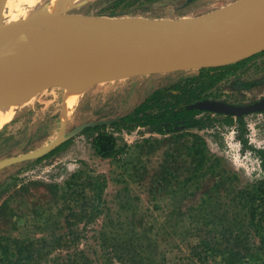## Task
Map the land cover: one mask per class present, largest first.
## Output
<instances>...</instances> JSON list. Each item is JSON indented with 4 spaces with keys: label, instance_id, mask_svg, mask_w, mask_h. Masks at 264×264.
<instances>
[{
    "label": "rangeland",
    "instance_id": "1",
    "mask_svg": "<svg viewBox=\"0 0 264 264\" xmlns=\"http://www.w3.org/2000/svg\"><path fill=\"white\" fill-rule=\"evenodd\" d=\"M95 1L83 0L66 15L98 17L97 11L112 10L110 3L113 0H101L96 6ZM239 1L188 0L179 16L171 15L174 13L169 9H161L163 6L157 5L153 17L144 18L174 21L214 17L226 13ZM25 8L30 10V4ZM194 71H184L183 75ZM181 75L176 72L136 77L82 89L79 103L68 117L62 112L69 90L62 87L47 89L37 94L34 104L20 108L12 123L1 130L0 162L43 150L59 138L63 123L66 124L65 133H69L82 124L110 121L115 116L128 114L153 89L175 82ZM251 83L255 85L249 86ZM216 91L222 99L236 105H247L264 98V53L227 75ZM201 116L205 127L191 132L206 143L205 151L210 158L206 168L210 167V174H204L198 181L196 178L189 180L184 193H179L180 186L175 179L179 174L167 176L163 173L167 153L179 146L171 135L153 133L144 127L132 130L109 127L106 131L118 138L119 148L115 156L105 159L96 153L93 146L99 131H84L50 154L0 169V235L23 240H51V231L55 229L56 234H60L54 225L50 229H40V226L47 225L43 224V217L35 216V211L41 212L50 198L47 186L65 187L73 175L92 171L93 175L102 174L108 178L106 200L110 208L109 213L84 232L80 245L95 264H106L97 240L99 232L105 224L118 230L115 226L118 222H123L129 230L135 225L147 233L151 238L148 243H152V250L159 257L167 255L173 263L181 262L180 257L189 250L190 244L196 245L201 239L194 234L202 227L197 219L205 215L204 211H199L205 205L204 200L213 204L210 210L214 208V215H221L231 200L238 199L239 192L264 185L260 157L251 149L244 148L240 140L243 130L238 118L230 121L225 115L214 113ZM244 122L250 144L264 150V112L246 115ZM182 142L191 146L193 138L188 135ZM164 177L167 182L162 181ZM215 186H219L218 189ZM180 207L189 211L180 214ZM191 209L197 211L190 212ZM53 213L57 210L48 212L49 215ZM63 219L57 218L60 222ZM202 228L204 230L205 226ZM58 252L61 250L55 251L54 257Z\"/></svg>",
    "mask_w": 264,
    "mask_h": 264
},
{
    "label": "trees",
    "instance_id": "2",
    "mask_svg": "<svg viewBox=\"0 0 264 264\" xmlns=\"http://www.w3.org/2000/svg\"><path fill=\"white\" fill-rule=\"evenodd\" d=\"M100 2L101 0H96L95 6ZM187 3L188 0H113L110 3L112 10L97 11L96 16L107 14L120 18L153 17L158 9L157 5H162L161 9H169L174 13L171 15L179 16V11L185 8ZM120 5L125 8L119 9ZM252 59L254 57L221 68L192 70L194 72L187 75H183L184 71L180 72L181 78L164 87L153 89L143 98L142 103L128 114L111 118L110 125H99L85 132L99 131L93 140V146L96 153L105 159L115 156L119 148L118 138L106 131L109 127L127 130L144 127L153 133L171 135L179 146L175 151L167 153L163 173L167 176L179 174L175 179L180 186L179 193H184L189 180L196 178L198 181L204 174H210V167L206 168L210 162L205 151L206 143L200 136L191 132L205 127L201 115L209 112L195 109L194 104L204 98L228 102L218 95V85L227 75ZM105 117L108 115L105 114ZM226 117L230 121L234 120L232 116ZM237 120L243 130L240 140L244 148L259 155L264 170V150L254 148L250 144L246 137L244 117ZM188 135L193 138L191 146L182 142ZM91 172L81 171L73 175L65 187L55 184L47 186L50 198L45 207L41 208V212L35 211V216L43 217V224L47 225L40 226V229H50L54 225L60 234H56L54 229V232L51 231V240H23L0 235V264H95L80 245L85 237L84 232L109 213L110 208L106 200L108 178L102 174L93 175ZM162 181L167 182L168 179L164 177ZM218 187L215 186L216 189ZM239 193L238 199L231 200L226 208L222 209L221 215H214V208L210 210L213 204L204 200L205 205H202L199 211H204L205 215L197 221L202 227L205 226V229L201 227L198 231L195 230L194 234L201 239L196 245L190 244L189 250L180 257L181 262L178 263H173L167 255L159 257L155 254L152 243H148L151 238L135 225L129 230L123 222H118L115 225L119 228L117 230L114 226L105 224L97 237L105 263L264 264V185ZM55 209L57 213L48 214L50 210ZM179 210L180 214L189 211H183L181 207ZM232 210L233 213L230 214ZM195 211L197 210H190ZM58 217H63V222L58 221ZM255 238H258V241ZM257 244L261 246L258 247ZM57 250L61 252L54 257Z\"/></svg>",
    "mask_w": 264,
    "mask_h": 264
},
{
    "label": "water",
    "instance_id": "3",
    "mask_svg": "<svg viewBox=\"0 0 264 264\" xmlns=\"http://www.w3.org/2000/svg\"><path fill=\"white\" fill-rule=\"evenodd\" d=\"M192 1L195 0H189ZM252 2L241 0L230 7L229 12L214 17L167 21L173 25L168 30L153 26L146 30L124 28L100 48L76 54L64 52L39 57L18 58L9 51L15 36L26 31L25 21H17L7 41L0 43V102L17 92L34 91L39 94L54 87L84 90L107 82L221 68L251 59L264 53V9L251 14H244L243 11ZM1 8L2 0L0 19ZM41 15L51 19L80 20L79 16L44 12L30 18L28 23L34 25ZM125 19L115 20L121 22ZM91 25L96 23L91 22ZM193 107L203 112L241 118L263 113L264 98L247 105L204 98ZM111 123V120L86 123L69 133H65L66 124L63 123L60 136L55 142L35 154L1 161L0 169L43 157L85 130Z\"/></svg>",
    "mask_w": 264,
    "mask_h": 264
},
{
    "label": "bare ground",
    "instance_id": "4",
    "mask_svg": "<svg viewBox=\"0 0 264 264\" xmlns=\"http://www.w3.org/2000/svg\"><path fill=\"white\" fill-rule=\"evenodd\" d=\"M83 0H2L0 19V43L4 44L16 26V22L25 21L26 31L18 33L9 47V51L18 58L39 57L52 53H79L97 49L116 37L124 28L132 27L146 30L150 26L161 30L173 28L167 21H153L144 17H126L117 22L114 18L79 17L80 20H59L39 16L34 25L28 20L42 13H64ZM89 1V0H87ZM23 4V8H22ZM30 4L31 9L25 6ZM264 9V0H253L252 4L243 8L244 14L258 13ZM228 12L230 9L227 10ZM91 22L96 25H91ZM37 94L17 92L0 102V131L16 116L20 108L35 103ZM81 89H69L65 98L64 116L71 115L79 103Z\"/></svg>",
    "mask_w": 264,
    "mask_h": 264
},
{
    "label": "crops",
    "instance_id": "5",
    "mask_svg": "<svg viewBox=\"0 0 264 264\" xmlns=\"http://www.w3.org/2000/svg\"><path fill=\"white\" fill-rule=\"evenodd\" d=\"M64 110H66V108H65V101H64V109H63L62 115H64ZM14 119H15V118H14ZM11 123H12V122H11ZM11 123H10V124H11ZM8 125H9V124H8ZM8 125H7V126H8ZM7 126H6V127H7ZM6 127H5V128H6ZM5 128H4V129H5ZM4 129H3V130H4ZM3 130H2V131H3ZM2 131H0V133H2Z\"/></svg>",
    "mask_w": 264,
    "mask_h": 264
}]
</instances>
